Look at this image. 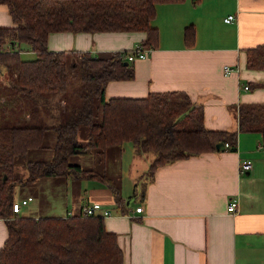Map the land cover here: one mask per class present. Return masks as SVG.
I'll use <instances>...</instances> for the list:
<instances>
[{
    "label": "crops",
    "instance_id": "0c3cea01",
    "mask_svg": "<svg viewBox=\"0 0 264 264\" xmlns=\"http://www.w3.org/2000/svg\"><path fill=\"white\" fill-rule=\"evenodd\" d=\"M229 14L235 15L234 20L224 22ZM152 21L158 29L157 46L131 62V80L106 83L105 99L186 92L192 102L202 105L207 129L236 131V150L224 147L159 166L137 190L135 179L147 172L154 156L125 142L116 153L117 168L112 162L103 165L108 175L118 173L125 207L118 206L110 190L96 181L57 176L38 179L62 189L57 196L46 195L51 203L46 216L37 214L30 191L15 198L31 197L18 216L23 212V217L34 218L71 216L82 213L87 204L99 203L101 211H110L103 222L116 235L123 264H264L261 135L240 132L237 126L239 105L264 104V70L246 66V50L264 45V0L160 3ZM11 25L7 7L0 5V26ZM189 25L195 28V41L187 48L183 30ZM144 37L143 32H55L49 34L47 46L50 51L96 56L130 51L140 47ZM225 65L230 71H224ZM244 159L252 166L240 174ZM231 199L238 202L234 214L226 212ZM137 206L142 212L135 213ZM6 238V222L0 218V248Z\"/></svg>",
    "mask_w": 264,
    "mask_h": 264
},
{
    "label": "trees",
    "instance_id": "16d2710c",
    "mask_svg": "<svg viewBox=\"0 0 264 264\" xmlns=\"http://www.w3.org/2000/svg\"><path fill=\"white\" fill-rule=\"evenodd\" d=\"M180 1L0 0L12 21L9 27L0 26V82L5 72L13 79L0 93L3 102L9 101L13 92L19 98L49 101L43 103L46 110L52 105L51 95L61 94L65 103L57 116L64 119L59 124L0 126V218L7 228L0 264H123L116 235L105 229L102 217L81 213L38 218L13 214L14 185L57 176L96 181L110 190L118 206L125 207L119 186L105 170L69 164L72 153L96 150L104 158L107 149L120 150L130 142L135 149L153 154L146 172L151 180L159 166L220 151L225 143L228 150H236V131L207 129L202 105L192 102L186 92H150L142 98L106 100V83L134 77L133 66L126 59L132 51L95 56L48 49V36L55 32H143L140 47L153 49L158 44V30L150 22L156 5ZM194 41L195 28L189 25L183 30V43L190 48ZM24 51L34 57H21ZM246 66L264 70V45L246 50ZM73 73L79 84L72 94H66ZM0 106L5 107L4 103ZM81 124L88 127L84 143L78 140ZM237 126L240 132L260 133L264 152V104L239 105ZM46 130L56 132L52 159L27 161L28 174L21 181L15 177V163L30 150L44 147ZM217 143L223 146L216 149Z\"/></svg>",
    "mask_w": 264,
    "mask_h": 264
},
{
    "label": "rangeland",
    "instance_id": "374dc122",
    "mask_svg": "<svg viewBox=\"0 0 264 264\" xmlns=\"http://www.w3.org/2000/svg\"><path fill=\"white\" fill-rule=\"evenodd\" d=\"M153 21L150 22V25L153 27ZM158 30V29H157ZM142 48V47H141ZM134 49V48H133ZM131 49V50H133ZM144 49V48H142ZM152 49V48H151ZM149 48V50H151ZM130 50V51H131ZM21 57L23 58H32L34 57L33 54L28 52H22ZM3 82H0V93L4 90H7V88L10 86V82L13 81L12 78H10V74L8 72H5L2 75ZM79 80L76 78L73 74H70V83L67 87V93L66 94H72L73 88L78 86ZM3 94V93H1ZM63 96L61 94L51 95L50 96V102L52 105L49 104L50 110H46L45 105H43L44 101L47 103L49 101L43 99L40 100H27L22 97H18L12 92V97L9 101L3 102L4 97L0 96V104L4 103L5 107L0 106V126H12L15 124L18 125H32V126H44L49 127L56 124L61 123L64 121V119H59L60 111L64 108L65 103L58 102V99L62 100ZM40 101V102H39ZM56 102H58V106L60 107V110H58V107L56 106ZM7 107V108H6ZM5 109V110H3ZM8 109V110H7ZM3 110V111H2ZM29 114L31 115L29 119ZM87 133H88V127L86 124H81L79 127V133H78V140L81 143H84L87 139ZM56 138V132L53 130H46L45 137H44V147L30 150L25 156L20 157L17 159L15 163L14 168V174L15 177L20 179L21 181H24L27 177V169L25 167V164L27 161H49L52 159V147L54 145ZM126 145H129L127 142ZM119 149L117 147H111L106 150L104 158L97 155L96 150H89L85 153L81 154H75L72 153L68 156V163L69 164H81L85 166L86 168H95L96 171L101 172V168H103V164L106 163L108 165L109 162L113 163V167L117 168V151ZM146 152V151H143ZM149 153V152H148ZM102 161V162H98ZM146 172V171H145ZM143 173L141 178L135 179L136 189H140V185L143 182L144 179H146V174ZM110 178L113 180V182L119 186L120 192L121 189V181L119 180L118 173L112 174L110 172ZM43 180H35L32 182H28L26 184H16L13 187L12 194L15 198H20L23 194H25L27 191H30L38 205L39 211L37 214L40 216H46L48 213V209L50 208L51 203L49 204V201L46 197L47 194L57 196L58 191H62V189H55L52 186H47L43 184ZM129 184H132V182ZM132 188V185H131ZM131 192V191H130ZM30 206H32V204ZM25 209V208H24ZM25 211V210H24ZM25 213V212H23ZM21 213L19 216L24 215ZM15 216V215H14Z\"/></svg>",
    "mask_w": 264,
    "mask_h": 264
},
{
    "label": "built area",
    "instance_id": "2783aa9c",
    "mask_svg": "<svg viewBox=\"0 0 264 264\" xmlns=\"http://www.w3.org/2000/svg\"><path fill=\"white\" fill-rule=\"evenodd\" d=\"M235 15L234 14H229L227 15L223 20L224 22H231L232 20H234ZM149 51V49H142L141 47H137L135 49L132 50L131 53L126 55V59L129 62L134 61L135 59H141L144 58L146 55V52ZM224 71L228 72L230 71V69L227 67V65H225L224 67ZM244 89H248L247 86L244 87ZM225 148H228V144L225 143L224 144ZM252 166V163L249 159H244L241 160L240 164H239V172L240 174H244V173H248V171L250 170ZM31 200V197H27L26 199H21L19 201H14L12 203V211L14 215H18L21 205L26 204L28 201ZM237 207H238V202L236 199H231L227 205H226V212L229 214H234L237 211ZM135 213H140L142 212V207L141 206H137L135 207ZM110 214V211L107 209H103L101 211V205L99 203H90L87 204L81 215L82 216H92V217H102L104 218L105 216H108ZM133 217V216H132Z\"/></svg>",
    "mask_w": 264,
    "mask_h": 264
},
{
    "label": "water",
    "instance_id": "95a60500",
    "mask_svg": "<svg viewBox=\"0 0 264 264\" xmlns=\"http://www.w3.org/2000/svg\"><path fill=\"white\" fill-rule=\"evenodd\" d=\"M125 64L127 65V63H125ZM222 146H223L222 143H217L216 146H215V148L216 149H220Z\"/></svg>",
    "mask_w": 264,
    "mask_h": 264
}]
</instances>
